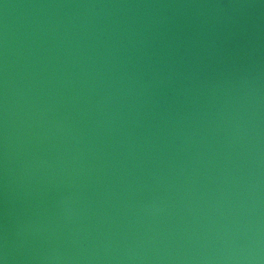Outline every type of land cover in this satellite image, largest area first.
<instances>
[{
    "label": "water",
    "instance_id": "obj_1",
    "mask_svg": "<svg viewBox=\"0 0 264 264\" xmlns=\"http://www.w3.org/2000/svg\"><path fill=\"white\" fill-rule=\"evenodd\" d=\"M102 1L107 2H98ZM129 2L122 0L118 7L110 4L109 9L123 16L135 13L140 15V21L137 18L127 20V29L135 31L132 35L144 28L155 29L158 23L162 24L163 38L155 35L152 37L153 42L172 46L171 57L175 58L176 67L180 66L178 62L183 50L186 57L181 59L187 61L185 72L197 78L198 85H202L195 88L209 86L205 94H200V91L195 95L187 93L183 97L190 99L184 100L201 101L198 97L205 95L213 98L226 92L225 88L224 91L220 90L215 82L220 78L219 59L228 62L229 58L233 62L236 72L232 77L249 78L252 80L251 85L253 80L264 83L259 79L264 78V48L254 43L257 38L253 36L258 33L264 35V18L260 17L259 25L253 24L251 18H236L237 21L217 18V13L229 12V0ZM263 3L264 0H258L256 5L263 8ZM92 4L93 0H61L58 4L59 13L55 15L66 18L76 8L84 15ZM25 5L26 0H0V15L8 17L16 11L25 14ZM247 9L245 4L235 7L237 11L246 12ZM91 10L95 12L94 8ZM163 18L165 22H162ZM147 19L152 24H148ZM231 22L234 23L230 26ZM9 24L0 25V50L14 49L19 55V43L15 41L10 44L7 37ZM130 24L134 29L130 28ZM236 25L243 28H231ZM25 27L28 28L27 25ZM252 29L257 32H252ZM112 31L117 33L114 29ZM62 32L51 27L44 34L52 42L53 38L66 41ZM137 42L139 45V40ZM66 43V46L72 47ZM99 43L103 46L106 42L101 39ZM46 47L53 57L62 56L70 60V56L58 44H48ZM49 53H44V57ZM33 57L38 58L37 65H51L38 56ZM17 59L10 60L11 63L0 58V66L11 69V64ZM115 59L114 64L123 65ZM195 66H201L199 73L202 76L193 75ZM51 68L56 75L61 76L57 67L53 65ZM131 68L133 73L146 72L141 65ZM37 72V75L43 73L40 69ZM63 75L69 78V75ZM5 83L4 87L9 88L10 85L7 87ZM83 84L88 92L85 88L84 91L89 94L92 89L88 83ZM228 86L233 89L231 82L226 83V90ZM241 87L236 89L239 95L248 92L246 87ZM227 92L234 93V90ZM125 93L132 94L129 91ZM87 94L77 93L70 97V112L74 113L75 118L70 116L68 119L63 115L64 120L68 119L70 123L72 119L75 124L79 122L78 114L85 111V107L87 109ZM92 95L98 100L97 103H112V110L108 112L90 104L94 106L90 109L92 121L87 123L92 132L82 133L79 128L74 130L76 127L68 124L66 126H69L71 132L64 136L60 129L53 130L50 125L52 123H40L37 115L31 113L29 117L43 129V140L36 145L42 152L30 150L33 160L24 159L26 162L21 161L23 158L16 160L3 155L0 157V170L5 172L12 185L4 188L0 186V210L13 206L12 201L17 194L27 195L30 200H34L31 203L37 204L41 196L50 197V202L43 206L25 205L31 210L17 205L8 208L16 210L12 211L15 218L24 217L33 227L17 226L20 229L16 230L15 238L9 237V228L3 227L0 230V264H264V122L255 131L258 142L254 143L253 149L244 145L229 147L217 132L208 131L199 135L202 140L198 142L199 146L192 149L179 148L178 138L173 137L174 140L154 152L150 149L154 135L150 136L143 131L146 125L142 117L144 110L133 114L132 105H127L130 108L126 110L128 117H120L124 115L120 109L124 110L122 106L125 102L119 96L115 100V107L112 97L95 93ZM158 95L159 102H163L161 98L171 100L169 98L173 96L178 99L182 97L181 94L163 91ZM225 95L232 98L227 93ZM141 97L136 94V101L130 99L128 102L138 105ZM238 97L236 95L234 99ZM190 102L183 107L190 108ZM203 102L205 107L204 115L199 118L200 127H190L197 123L196 120V123L190 124L178 122L180 125L176 128H182V136L189 132L188 129H194L191 132L196 134L201 128L214 126V121L209 117L212 102ZM244 112L245 108L242 109ZM158 118L159 123H162L163 116ZM13 122L11 127L19 131L22 123L19 125ZM0 123L8 125L2 118ZM236 133L235 128V134L229 137L232 138ZM244 149H247L249 155L252 154L245 162V168L231 164L232 154L242 153ZM34 171L38 172L34 174ZM44 191H49V194L43 195ZM56 195L73 199L76 210L68 214L63 227L62 222H58L59 218L54 220L58 214L49 208L51 204H59L52 200ZM176 210L180 214H173ZM8 217L13 218L10 215L1 216L0 221ZM67 227H72L71 230L74 227L77 233L72 235L66 232Z\"/></svg>",
    "mask_w": 264,
    "mask_h": 264
},
{
    "label": "rangeland",
    "instance_id": "obj_2",
    "mask_svg": "<svg viewBox=\"0 0 264 264\" xmlns=\"http://www.w3.org/2000/svg\"><path fill=\"white\" fill-rule=\"evenodd\" d=\"M41 1L40 3V0H26L27 5L25 6L27 9L26 11L23 10L25 14L16 11L17 13L8 17L0 15V25L4 26L5 23H10L7 26L9 30L6 31L9 43L12 44L16 41L15 43H19L18 46L21 47L19 55L18 51L14 49L9 50L8 48L0 50V58L4 60L11 62L10 60L14 61L15 58H18L14 64H11V69L0 66V118L4 119L8 124L6 126L0 123V157L3 155L16 160L23 158L21 161L26 162L28 159H32L30 150L35 149L42 152L36 145L43 140V129L39 123L29 117L31 113L37 115V118L41 120L40 123H52L50 125L53 130L60 129L64 136L69 135L71 132V130L69 131L70 125L76 127L74 130L79 128V132L82 133L92 132L93 130L89 129L87 123L92 121L90 109L94 106L90 104H94L95 107H101L100 109L104 108L106 112L112 110L111 102H105L106 104L97 103L98 100L93 98V93L103 97H112L114 106L118 96L126 104V102L131 101L130 99L136 101V94H140L142 96L140 104L137 105L136 103L130 102L126 105L124 104L122 106L124 110L120 109V113L124 112V115H120V117H128V112L126 113V110L130 108L127 105H132L134 111H131V113L133 112V114L144 110V115L142 117L146 125L143 131L150 136L154 135L152 145L151 147L149 146L154 152H157L160 150V147L174 140L173 137L178 138L180 142L179 148L184 149L187 147V150L192 149L191 147L199 146L198 142L202 140L199 135L206 134L208 131L217 132L216 134L221 136L223 142L225 140L229 147H242L244 145L248 149H253L254 143L258 142L255 131L260 128L264 122V108L262 107L264 105V83L253 80V85H251L252 80L249 78L245 80L241 77H232L236 71H234L235 65L229 58L228 62L224 59H219L218 74H220V78L215 81L220 90L224 91L225 88V93L222 92L213 98L203 95L198 97L201 101L184 100L190 99V97H183L186 96L187 93V95H195V93L198 94V91H200V94H205V90L209 88V86L195 88L196 86L200 87L202 85H198L199 80L197 78L185 72L187 69V61L181 59L182 57H186L183 50L180 56V62H178L180 66L176 67L174 64L175 58L171 57V52L173 50L172 46L153 42L152 37L155 35L163 38L161 35V32H164L162 24L157 22L158 24L155 26V29H153V27H147L141 31H137V34L134 33L132 35L134 30L127 29V20L137 18L140 21L142 20L140 15L135 13L123 16L109 9L110 4L117 7L121 6L122 0H115L114 2L112 0H107V2L93 0V7L89 6L87 8L88 13L85 12L84 15H81L82 12L76 8L71 12L72 14L66 18L59 14L55 15L59 13L58 4L61 0ZM123 1L129 2V0ZM229 2L230 7L229 4H227L229 12L226 14L217 13V18L223 21H232L233 19L237 21L244 17L246 19L251 18L255 25L261 24L260 17L262 19L264 18V3L261 4L263 8H259V6L257 7L256 5L258 0H245V2H243V0H229ZM248 3H251V5ZM243 4L248 6L246 12L235 10L237 5L241 6ZM91 8L95 9L94 13H92ZM143 13L147 14L145 12ZM157 18L161 20L160 17ZM163 19L162 22H165L166 19ZM7 20L10 22H6ZM101 21H103V25H101ZM150 21L151 20L147 19L146 22L149 24ZM129 22L134 23L133 21ZM234 22L229 23V25L231 26ZM53 23L56 26H54ZM106 23H108L109 26ZM25 25H27L28 28H26ZM132 26L133 25L130 24V28ZM51 27L63 30L64 32H62V34L66 37V41L55 38L52 39L54 42L50 41L49 36L47 34L45 35L44 31L47 29L49 30ZM231 28L239 29L243 27H238V25H236ZM113 29L117 33L113 32ZM132 29H134V27H132ZM27 31L28 33H26ZM252 32L257 31L252 29ZM253 36L257 38L254 43H259L260 47L262 46L264 48V35L258 33L253 34ZM101 39L106 42L103 46L99 43ZM138 40L139 45L136 44ZM66 42L71 44L72 47H69V45L66 46ZM163 42L165 41L163 40ZM48 44H53V46L58 44L59 48L70 56V60L62 56L53 57L54 55L50 54L51 52H47L46 46H48ZM44 53H49V55L47 54V56L44 57ZM33 56H38L51 65H48V67L37 65L36 61H38V58ZM30 57L34 59V62L31 61L32 59ZM115 58L120 60L123 65L119 63L114 64V62H116ZM53 65L61 71V76L56 75L53 70H51ZM136 65H141L146 72L141 74L133 73L131 66ZM30 67L38 68L42 70L43 73L37 75L38 69L35 70ZM113 69L115 70L114 72H117L116 69L118 72L114 73L112 71ZM200 69L201 66H195L192 72L193 75L197 77L202 76V74L199 73ZM148 70H150V72H148ZM62 74L66 76L69 75V78L66 79ZM172 75L177 76L174 77ZM258 77V75L255 76L256 79H258ZM259 79L264 81L262 77ZM4 82H7L5 83L6 86L10 85L9 88L4 87ZM83 82L88 83L92 89L89 94H87L88 90L84 87ZM228 82H231L233 89H230L228 86L227 90H234V93L227 92L226 83ZM241 86L246 87L248 92L239 95L236 89L238 87L239 89L242 88ZM84 88L87 92L84 91ZM126 91L132 94H126ZM160 91L177 95L181 94L180 97H182L178 99L173 96L169 98L171 100L161 98L163 102H159L158 93ZM82 92L88 95H86L87 109L86 107L83 109L88 111V114L86 115L85 111H82L78 114V117H80L78 123L75 124L72 119L69 123L67 120L70 116L74 117V113L71 114L70 112L72 108L69 101L70 97L77 93L83 94ZM226 93L232 96V98H227V95H225ZM90 95L91 97L88 101ZM236 95L239 97L234 99ZM143 96L146 97L144 98ZM124 98H128V100L125 101ZM3 100H7L8 104L3 103ZM203 100L212 102L210 103L212 109L209 117L214 121V126L210 127L207 125L210 128L197 129L198 131H196V134L191 132L194 129H188L189 132L182 136V128H176L180 125L178 122L185 121L190 124L196 123L194 121L196 120L197 123L190 127H200L201 121H199V118L201 119L202 115H204L205 107ZM189 102L190 108L183 107ZM171 104H174L176 107ZM244 108L246 112L243 114L242 109L244 110ZM63 115L68 119L64 120ZM156 115L163 116L162 123H159V118ZM13 121L18 122L19 125L22 123L19 131L11 127V124H14ZM127 121L130 123L129 120ZM68 124L69 126H66ZM235 128L237 133L230 138L229 136L231 134H235ZM191 133H193V135H191ZM233 141L235 143H231ZM168 150L171 149L169 148ZM232 155L230 159L231 164H238L244 168L245 162L252 156V154L249 155L247 149H244L242 153L236 152ZM37 172L38 171H34L33 173L36 174ZM4 173V171L0 170V186L2 188L8 187V185L12 186L9 183L8 176ZM46 194H49V191L43 192V195ZM52 200H55V202L59 204H51L49 208L55 210L58 214V216H54V220L59 218L58 222H62L61 227H63L66 224L64 221L66 220L65 218H68V214L71 215L76 211L75 207H73L74 201L73 199H65L63 195H56L55 199ZM32 201L34 200H30L27 195L21 196V194H17L12 203L13 206L17 205L24 209L26 208L25 205H46L50 202V197L45 198L41 196L40 202L38 203L39 205L36 202L31 203ZM71 201H73L72 205ZM13 206H6L5 209L0 210V218L1 216L5 217L7 215L13 217L11 219L8 217V219L5 218L0 221V230H3V227L9 228L10 233H7L10 238H15L16 230L18 231L20 229L17 228V226H23L24 228L33 227V225L26 222L24 217L15 218L13 216L12 211L14 212L16 210H8V208H13ZM27 209L31 210L29 208H26V210ZM177 213L180 214V211L176 210L173 212L175 215H177ZM71 228L72 227H67L66 232L72 235L76 234L77 230L74 227V230H71Z\"/></svg>",
    "mask_w": 264,
    "mask_h": 264
}]
</instances>
